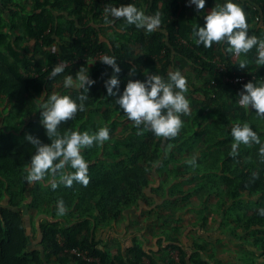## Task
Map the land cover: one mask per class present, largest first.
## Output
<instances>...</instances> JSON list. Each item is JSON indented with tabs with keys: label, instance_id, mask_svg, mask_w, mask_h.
<instances>
[{
	"label": "trees",
	"instance_id": "1",
	"mask_svg": "<svg viewBox=\"0 0 264 264\" xmlns=\"http://www.w3.org/2000/svg\"><path fill=\"white\" fill-rule=\"evenodd\" d=\"M91 1L99 17L96 23H92L88 17L89 8L85 0H31L30 3L28 0H0V97L14 96L15 92H21L27 95L32 104V108L26 111L29 118L24 121L25 125L20 131L21 137L6 127H0V264H143L145 257L150 259L151 264H156L151 254L161 250L169 253L167 264L175 262L170 255L173 252L178 253L180 264H213L212 258L206 254L203 246L194 244L185 247L170 236L166 237L169 238L166 241L163 239L165 236L158 239L157 251L144 250L139 242L134 240L130 250L124 253L119 251L117 254H112L102 245L101 240H96V231L100 226L110 225V220L119 217L123 210L137 205L136 199L143 200L141 189H148L151 186L149 176L159 177L164 172L165 164L160 162L159 142H155L156 135L141 126L140 131L143 134L137 137L138 130L134 123H129L127 116L116 103L118 97L108 96L105 81L111 77L113 69L100 60H97L96 65L89 70L90 79L96 82L89 88V92L85 93L78 88L64 94L71 96L77 103L80 102L78 97L81 94L87 95L88 99L84 102L85 110L78 112L74 119L62 123L59 131L61 134L67 130L94 133L100 127H107L110 135L114 136L122 121L127 119L128 122L121 131L132 130L130 141L126 143L130 148L127 151H120L121 139L111 137L112 139L109 138L102 145L82 149V155L88 163L87 186L73 182L71 187H66L61 183L53 189L47 179L33 184L26 180L25 169L36 152V148L26 140V136L33 135L45 144L51 143L41 124L38 100L55 80L68 75L74 77L81 67H86L88 58L93 59L99 52L117 59L121 67L120 94L123 93L129 79L145 81L146 76L151 74H158L167 79L166 64L160 67L150 60L151 56L161 53L162 50L166 52L167 62H170V56L175 53L187 56L191 65L200 69V75L197 76L210 74L211 77L208 75L203 81L204 88L218 87L223 91L227 87H234L241 92L248 82L258 84L264 82L262 74L264 65L257 66L255 61L258 54L255 47L248 54H241L238 60L233 59L234 53L225 52L222 55L227 74L248 76L245 82L232 85L223 82L225 73L217 72L216 65L212 62L219 56V47L205 48L199 44L197 51H194L190 49V45L180 43L175 30L162 25L150 32L148 39L144 36L140 38L136 36L137 28L134 25H128L125 20L112 17H109L112 23L107 24L101 15L103 10L100 7L101 3L115 7L131 3L145 14L153 15L156 12L161 14L164 11L177 12L180 7L179 0ZM236 1L242 5L246 13L249 35L264 39V0ZM213 5L214 0H206L205 9L201 11L194 5L199 18H203L204 22L206 8ZM253 20L262 27L258 30L250 29L249 24ZM103 26L112 30V33L106 34L105 39L100 34ZM160 38L165 40L156 43ZM25 40H34V52L43 55L47 52L43 56L45 58L33 59L22 55L21 51L24 49L19 43ZM54 44L58 48L57 51L45 50ZM245 59L248 66L242 70L239 64ZM59 62L65 63V71L49 79L53 67ZM127 62L143 70H137V74L130 76L129 70L122 69ZM185 77L188 83L192 82L190 75ZM191 85L197 88L193 83ZM221 91L213 95L214 102L219 103ZM234 110L237 109L231 111ZM94 112H101V120L92 121ZM226 113L229 111L223 110L218 120H225ZM228 122L226 123L229 124ZM197 127L203 128L197 120H194L191 127L184 125L177 137L167 139L168 145H178L179 150L186 149L185 147L188 150L195 149L200 144L198 142L208 134V128L197 130ZM253 131L257 133L261 143L245 145L248 155L244 161L237 159L236 163V165L239 163L241 168L234 170L232 165H224L226 170L223 173L224 180L228 182L227 186L238 182L232 189L229 188L228 195L233 194V199L241 196L239 191H243V194L251 198L260 196L257 208L245 219L243 225L245 229L260 228L261 235L253 237L254 243L261 248V257L264 259V215L260 214V210L264 209V156L260 154V148L264 146V130L255 128ZM205 141L213 142V139L208 137ZM109 149L117 151L113 153ZM169 160L180 162L174 156L166 159L167 162ZM237 179L238 181H235ZM211 184L217 185L218 182L215 179ZM213 190L217 188L213 187ZM60 200H63L65 208L76 205L77 209L75 214L70 216V220L66 219L65 215H58L57 202ZM42 204L47 206L44 207ZM24 206L28 207V210L35 207L37 214L45 217L38 224L41 233L39 249L29 248L28 226L22 211ZM34 224L31 218V225ZM72 249L85 253L94 258V261L89 262L73 254ZM250 261L260 264L251 258Z\"/></svg>",
	"mask_w": 264,
	"mask_h": 264
},
{
	"label": "rangeland",
	"instance_id": "2",
	"mask_svg": "<svg viewBox=\"0 0 264 264\" xmlns=\"http://www.w3.org/2000/svg\"><path fill=\"white\" fill-rule=\"evenodd\" d=\"M85 1L89 8L88 17L92 23H96L97 20L99 21V17L92 7V1ZM222 1L224 0H214L212 9L216 4L223 5L224 3ZM28 2L30 3L31 0H28ZM232 2L242 6L236 0H232ZM179 4L180 7L177 12L164 11L161 14V25L168 27L170 30H175L180 43L187 46L190 45V49L197 51L199 47V43L197 42L198 38L193 37L192 29L196 24L201 27L204 26L205 22L203 18H199L198 11L194 5L189 6V2L185 0H179ZM249 4L251 5V3ZM105 6L108 5L105 3L100 4L103 10ZM103 10L101 13L102 16H104ZM205 11L207 13L209 12L207 8ZM261 27L255 20L249 24L250 29L258 30ZM110 33H112V30L107 26H103L100 32L103 39L106 38V34ZM150 35L151 33L145 29L136 30V36L140 38L144 36L148 39ZM163 40L165 39L160 38L156 43L162 42ZM19 45L24 49L21 51L22 55L33 59H43L45 58L43 56L47 54V52H44V55L34 52V40H25L20 42ZM213 46L219 47L218 58L220 61L218 63H224L225 65L226 63L222 55L225 53L226 45L224 43H214ZM57 49L55 44L53 47L45 48V50L52 52L57 51ZM240 57L233 54L234 60H238ZM167 59L168 57L164 50L150 58L151 62H155L160 67L166 64L167 76L170 71L179 70L184 76L190 75L192 80V82H187L188 91L185 93L186 98L190 102L191 114L181 116L183 126L189 125L191 127L194 120H197L203 128L197 127L196 129L208 128V134L203 137L201 142H198L200 144L193 150H188L187 147H185L186 149L179 150L178 145H168L167 139L156 136L155 142H159L160 162H165L164 172L159 177L156 175L149 176L151 186L148 189H141V193L144 196L143 200L136 199L137 205L131 207L134 211H139L137 217L134 218L135 221L134 219L133 221L137 224V220H140L141 226L137 228L143 229L142 232L148 237L149 243H153L154 237L160 234H163L165 238L167 235L177 237L181 241L185 236L189 244L203 246L206 254L216 264H254L250 261V258L254 261L257 260L260 264H264V259L261 257V248L254 243L253 237L257 234L258 236L261 235L260 228L253 227L251 229H245L243 225L246 221L245 219L257 208L260 196L251 198L245 193L243 194V191H239L241 196L233 199V194L232 196L228 195L230 192L229 188L232 189L238 182H234V185L227 186L228 182L224 180L225 174L223 173L226 170V165H232L234 170L235 168H241L239 163L236 165L237 159L238 161H244L248 155L244 144L239 145L237 155L233 156L231 154L232 145L235 142L233 137H231L232 127L237 123L241 125L248 123L252 129L261 128L264 130V117L258 116L256 111L250 107L247 109L241 107L238 103L240 92L234 87H227L223 91H221L222 88L218 87L210 88L207 86V88H204V79L208 78V75L211 77V75L202 74V76H197L200 75V69L197 66L191 65V61L187 56H179L175 53L170 56V62H167ZM95 65L96 62H92V58H88L86 68L90 70ZM257 66L261 67L262 65L257 64ZM132 68L136 69V74L137 70L142 69L136 68L128 62L123 65L122 69L130 71ZM262 71L264 75V69ZM191 83L197 88H194ZM72 89L78 88H65L64 78L55 80L38 100V109H40V104L46 102L48 96L53 92L64 95ZM218 91L222 92L219 103L212 100L213 95ZM31 108L32 104L30 99L21 92H15L14 96H1L0 127H6L21 137L20 131L29 118L26 111L28 112ZM232 109L237 110L231 111ZM223 110L229 111V113H226L225 120H218ZM101 112H94L92 121L101 120ZM128 120L124 119L115 135H110V138L117 137L121 139L119 142L120 151H127L130 148L126 146V143L130 141L132 130L121 131ZM225 121H229V124ZM129 123L133 122L129 120ZM136 136L141 137L138 134ZM208 137L212 138L213 142H206L205 139ZM109 150L113 151V153L117 151L116 149ZM171 156L179 159L180 162H173L171 160L167 162L166 159L168 160ZM193 158L195 159V164L190 165L188 161ZM157 162L158 160L155 163ZM228 175H231V173L228 172ZM215 179L218 184H211ZM235 181H238V179ZM206 185H208V188ZM213 187L217 188V190H213ZM181 192L183 194H180ZM46 206L44 205V207ZM76 209V205L72 208H66V213L64 214L67 216L66 219L70 220V213H75ZM32 211L35 212V207L32 208ZM174 253L170 254L171 257ZM163 254L167 259L169 253L164 252ZM143 264H151L150 259L147 257L143 258ZM163 264H166V261Z\"/></svg>",
	"mask_w": 264,
	"mask_h": 264
},
{
	"label": "clouds",
	"instance_id": "3",
	"mask_svg": "<svg viewBox=\"0 0 264 264\" xmlns=\"http://www.w3.org/2000/svg\"><path fill=\"white\" fill-rule=\"evenodd\" d=\"M206 0H189V6L195 5L198 11L205 9ZM105 23L111 24L109 17L117 20L123 19L128 25H134L137 29H145L153 32L161 27L162 16L160 12L147 15L134 4L105 6ZM204 26L196 24L192 29L194 38L205 48H211L213 44L224 43L225 52L228 54H248L254 47L257 51L256 64L264 65V39L256 35H249L246 13L244 9L227 0L223 5L216 4L215 7L204 16ZM100 62L110 66L113 73L105 81V88L109 97H118L116 103L123 110L127 118L137 128V134L142 135L141 125L144 130L152 131L157 137L173 139L178 136L183 127L182 115H190V102L185 93L188 91L187 79L179 71H170L167 79L158 74L146 76L145 81L129 79L123 93L120 94L121 67L114 56L103 55ZM248 61L241 60L240 69H245ZM65 63H57L49 79L55 78L65 71ZM136 69L132 68L129 75H135ZM96 82L89 77V70L81 67L75 77L68 75L64 77V87H77L85 93ZM114 89L116 91H114ZM87 95L81 94L77 103L69 95H61L53 92L48 96L46 102L40 104L41 124L46 130L50 144L43 143L33 135H27L26 140L36 148L35 154L25 171L26 180L29 184L43 182L47 179L53 189L59 184L71 187L73 182L85 186L89 183L88 163L82 155V149L102 145L110 138L109 129L100 127L96 132L67 130L60 133L59 127L62 123L75 118L78 112L85 110ZM238 103L243 108H251L260 117H264V82H248L239 93ZM234 139L232 155H237L240 144H260V138L248 123L235 124L231 129ZM170 147V146H169ZM260 154L264 156V146L260 148ZM190 165L195 164V159L188 161ZM71 169V171H69ZM57 212L60 215L66 213L63 200L57 202ZM264 215V209L260 210Z\"/></svg>",
	"mask_w": 264,
	"mask_h": 264
},
{
	"label": "crops",
	"instance_id": "4",
	"mask_svg": "<svg viewBox=\"0 0 264 264\" xmlns=\"http://www.w3.org/2000/svg\"><path fill=\"white\" fill-rule=\"evenodd\" d=\"M223 2H226V0H224ZM211 10H212V7L208 9L209 12ZM22 211L25 215V220L27 221V226H28V235L30 239L29 248L39 249L41 247L40 246L41 233H40V230H38V224H39V221H42L45 217L44 215L37 214L36 209H35V212L32 211V209L28 210V207L26 206L23 207ZM138 213L139 211L137 210L134 211V209L132 208L125 209L124 211L121 212L119 217H117L116 219L110 220L111 221L110 225L105 226V227L100 226L97 229L96 240H101L102 245L105 246L112 254H117L119 253V251H123L124 253L125 251L130 250L134 245L133 244L134 240H137V242H139V244L144 250H150V249L156 250L158 239L161 236H163V234L156 235L154 237L153 243H149L148 237H146L144 233L142 232L143 229L137 228L141 226L140 220H137V224L134 223L135 221L134 218L137 217ZM72 214H75V213H70V216ZM58 215L61 216L60 214ZM31 218L33 222H35L33 226L31 225ZM71 219L73 220V218ZM173 238L175 240H178L185 247L194 245V244L193 245L189 244L188 241H186L187 238L185 236L184 238H182V241L177 237H173ZM163 239L166 241L169 238H163ZM164 252L165 251L161 250L154 254L153 253L151 254L154 260H156V264H163L165 263V261H167L166 256L163 254ZM211 260L213 264H216V262L213 259Z\"/></svg>",
	"mask_w": 264,
	"mask_h": 264
},
{
	"label": "built area",
	"instance_id": "5",
	"mask_svg": "<svg viewBox=\"0 0 264 264\" xmlns=\"http://www.w3.org/2000/svg\"><path fill=\"white\" fill-rule=\"evenodd\" d=\"M209 8H207V11H208ZM103 55H106L105 53H102V52H99L93 59H92V62H96L97 60H101V57ZM220 61V59L218 58V56H216L212 62L215 63V65L217 66L216 67V71L217 72H222V73H225L223 75V82L224 83H228V84H232V85H238L240 83H243L245 82L247 79H248V76L247 75H244V74H237V73H234L232 75L230 74H227L226 71V66L224 65V63H218ZM71 252L73 254H76L78 256H81L83 259H85L86 261H94V258L92 257H89L87 256L85 253L83 252H80L78 251L77 249H72ZM172 258L173 260L175 261L173 264H180V259H179V255L177 252H175L174 254H172ZM114 264H118V263H114Z\"/></svg>",
	"mask_w": 264,
	"mask_h": 264
}]
</instances>
